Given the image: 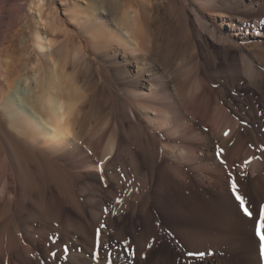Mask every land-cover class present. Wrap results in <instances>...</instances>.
I'll return each instance as SVG.
<instances>
[{"label":"bare ground","instance_id":"1","mask_svg":"<svg viewBox=\"0 0 264 264\" xmlns=\"http://www.w3.org/2000/svg\"><path fill=\"white\" fill-rule=\"evenodd\" d=\"M155 3L64 10L110 74L49 0H34L33 78L0 61V264H91L71 247L65 262L44 256L17 224L35 217L28 202L63 217L45 174L79 213L66 228L107 249L95 264H264V0H183L162 17Z\"/></svg>","mask_w":264,"mask_h":264},{"label":"rangeland","instance_id":"2","mask_svg":"<svg viewBox=\"0 0 264 264\" xmlns=\"http://www.w3.org/2000/svg\"><path fill=\"white\" fill-rule=\"evenodd\" d=\"M99 1L101 0H49V2L59 10L60 17L65 23H67L68 28L72 31L76 40L82 42L87 49L89 48L87 39L83 37V34L75 25L68 22V18L63 13L65 9H68L69 11L74 9L85 10L87 6L90 7L94 4V2ZM110 1L116 4L117 7H122L127 0ZM181 1L183 0H156L154 6L155 12H153L162 17L169 10L171 11L175 7L174 9L177 14H181ZM260 14L264 17V12H260ZM37 20L38 12L34 5V0H0V61L4 62L6 60L7 62L9 58L11 61L10 62L8 60L11 65L10 70L14 71V75L19 76L20 80H23L25 77L33 78L32 69L30 67L34 64V57L30 52L32 51V33L35 28L39 26ZM39 27L44 31L42 26ZM89 52H91V56L95 60V66L99 68L101 72H104V70L109 71L108 65L106 66L102 60L97 58V53L93 52L90 48ZM64 57L65 55H62L60 60ZM109 72L111 74L112 71ZM78 80L80 85L84 88L90 87V83L85 77L80 76ZM29 81L30 80H28V82H21H23V86H30V83L31 86L34 85L33 81ZM111 116V108H105L101 112L94 115L91 119V126L101 123ZM31 168L35 173H37V166L35 164H32ZM115 173L122 186H125L126 190L132 196L140 193L141 184L136 178L129 181L126 179L124 173L120 171ZM45 182L48 184L49 191L52 194L51 201L53 203V208L61 211L63 213V217H59L58 223L55 218L45 220L37 214V205L35 206L31 202H28L25 204V208L34 213L35 217L29 219V216H26L27 212H23L19 215V217H17V224L24 230V233L34 235L36 238V247L43 253L44 256L49 258L50 256H56L59 254L61 256V261L65 262L68 260V256L70 254L69 247H71V249L73 248L72 250L74 253L84 256V258L86 257L91 261V264H95L96 256H106L107 249H103L102 252L98 253L94 245L83 242L81 235L76 233L73 229L66 228L69 221L67 216L72 218V221L74 222L79 219V213H77L78 211L74 206L75 204L68 195L63 193L59 184H57L53 177L45 174ZM76 182H78V180ZM75 191L79 192V184L75 187ZM34 197L36 198L37 195L35 194ZM9 198L13 199L15 196L12 194ZM35 198L34 201L36 202L37 198ZM2 213L0 214V250L4 251L8 245V238H4L3 227L8 223L9 219L7 216H4V213V215ZM6 218L8 220H6ZM72 237L73 239H77V246H74L73 240L71 239ZM108 251L111 255L114 249ZM116 251L118 250H115V252ZM119 255L121 257L126 256L124 252H120Z\"/></svg>","mask_w":264,"mask_h":264}]
</instances>
